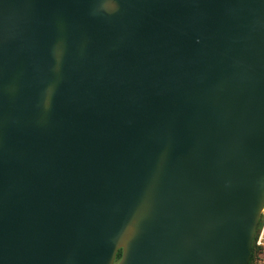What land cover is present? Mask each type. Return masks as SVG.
<instances>
[{"label": "water", "instance_id": "obj_1", "mask_svg": "<svg viewBox=\"0 0 264 264\" xmlns=\"http://www.w3.org/2000/svg\"><path fill=\"white\" fill-rule=\"evenodd\" d=\"M263 207L264 0H0V264H250Z\"/></svg>", "mask_w": 264, "mask_h": 264}, {"label": "trees", "instance_id": "obj_2", "mask_svg": "<svg viewBox=\"0 0 264 264\" xmlns=\"http://www.w3.org/2000/svg\"><path fill=\"white\" fill-rule=\"evenodd\" d=\"M261 224L262 223L260 221L259 227L261 226ZM256 241H257V234L255 235L254 242H253L250 264H261L259 262V259H260V255L263 253V248L258 246ZM121 256H122V250L119 251L118 256H117V260H120Z\"/></svg>", "mask_w": 264, "mask_h": 264}, {"label": "built area", "instance_id": "obj_3", "mask_svg": "<svg viewBox=\"0 0 264 264\" xmlns=\"http://www.w3.org/2000/svg\"><path fill=\"white\" fill-rule=\"evenodd\" d=\"M260 221H261V226L257 229V245L262 247L263 248V253H264V207L262 209V212H261V218H260ZM263 253L260 255V259H259V262L261 264H264V261H263Z\"/></svg>", "mask_w": 264, "mask_h": 264}, {"label": "rangeland", "instance_id": "obj_4", "mask_svg": "<svg viewBox=\"0 0 264 264\" xmlns=\"http://www.w3.org/2000/svg\"><path fill=\"white\" fill-rule=\"evenodd\" d=\"M262 256H263V261H264V253H263V255H262Z\"/></svg>", "mask_w": 264, "mask_h": 264}]
</instances>
